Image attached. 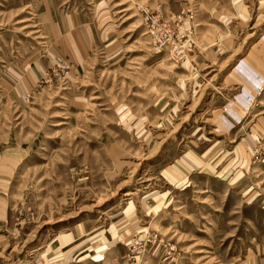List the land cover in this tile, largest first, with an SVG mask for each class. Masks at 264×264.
<instances>
[{"label":"rangeland","instance_id":"rangeland-1","mask_svg":"<svg viewBox=\"0 0 264 264\" xmlns=\"http://www.w3.org/2000/svg\"><path fill=\"white\" fill-rule=\"evenodd\" d=\"M0 264H264V0H0Z\"/></svg>","mask_w":264,"mask_h":264}]
</instances>
